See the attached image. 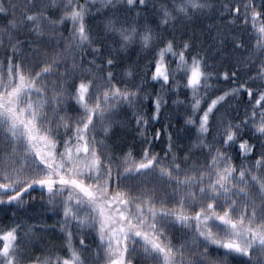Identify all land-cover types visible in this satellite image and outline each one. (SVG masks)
<instances>
[{"label": "snow or ice", "instance_id": "1", "mask_svg": "<svg viewBox=\"0 0 264 264\" xmlns=\"http://www.w3.org/2000/svg\"><path fill=\"white\" fill-rule=\"evenodd\" d=\"M209 14L217 53L255 37L230 71L187 35ZM181 87L183 126L154 128ZM37 189L59 219L0 229V264H264V0H0V210Z\"/></svg>", "mask_w": 264, "mask_h": 264}, {"label": "trees", "instance_id": "2", "mask_svg": "<svg viewBox=\"0 0 264 264\" xmlns=\"http://www.w3.org/2000/svg\"><path fill=\"white\" fill-rule=\"evenodd\" d=\"M90 23H95L94 21H90ZM219 24L221 27L218 29L216 25ZM212 25L211 31H209L208 26ZM218 31L228 32L227 27L225 26L224 22L219 20L217 16H214L213 14H209V18L205 17H199V18H193V20L187 25V35H191L193 32L196 33V36L198 39L196 40V44L199 45V48H194L193 51L199 50L201 51V54L203 55L205 52H207V63L211 65V69L214 70V72L223 73L224 71H230V63L231 58L233 56L239 55V53H234L232 51V43H231V36L236 35L237 33H242L244 35V39L246 43H253L255 40V37H252L249 39L248 33L242 32L241 29H236L235 32H232L229 34V39L225 42L224 45L221 46V51L219 53L216 52V45L219 44V41L214 39V37L217 35ZM67 34V33H65ZM187 35L185 38H187ZM191 58V53L189 54V59ZM131 59L136 60V52L131 53ZM171 57H169V60L171 61ZM145 60H141L140 64H145ZM175 65L173 64V67ZM150 75V73H149ZM214 84L216 83L215 80L212 81ZM235 85L232 84L231 81L227 83H220L219 87L222 90L230 89L231 87H234ZM156 88H159V85H155ZM152 85H148V90L151 91ZM220 94L219 92L214 93V95ZM186 96H190V93L187 92L183 87L180 88L179 93H173L170 96L167 97L168 99V106L164 109L161 120L159 123L154 124V128H160L165 121H170L172 125L175 127L171 129L173 131L174 135L183 126V117L185 114V107L184 106H175L172 104V100L174 99H185ZM247 101V95H243V99L241 101V104L239 106V118L243 119L244 116V107L245 102ZM254 102V101H253ZM229 105L236 106L235 99L230 100L227 105L224 106V108H227ZM145 107H150V105H145ZM206 107V105H205ZM250 107V106H249ZM224 108H221V112L224 111ZM232 115H236V113H232ZM131 117V111H128L126 114L121 115L122 120H126L127 126L124 128L117 127L113 133L111 134V137L108 141L110 144H117L121 141H126L128 145L133 143L134 137H135V122L134 120L130 119ZM181 136H186L187 134L184 132L179 133ZM102 135V133H101ZM178 144L183 143L184 145H187L188 140L184 139L183 141H177ZM166 139L162 140L161 142H157L154 147L153 151L159 152L161 156H163L162 149L165 147ZM137 149L139 148V144L137 143ZM124 150H127V147L124 148ZM119 151V149L117 150ZM183 155V153H181ZM197 155H199L197 153ZM237 164L240 163L239 160L235 161ZM31 196H35L36 200L32 201ZM25 200L29 201V205L26 210H20L17 212L16 217H13V211L14 208L8 207L6 210H0V229L6 228L11 226L14 223H27L32 224L35 223L37 220H43L46 224H53L56 220L59 219L58 216L52 215L50 212L45 213L44 207L42 206L40 202V192L39 189H37L35 192H31L29 196L24 197ZM0 209H4V206H0ZM29 217H34L33 219H30ZM62 243V239L57 232H50L46 235V246H52L55 245L57 247L60 246ZM94 247V245H93Z\"/></svg>", "mask_w": 264, "mask_h": 264}]
</instances>
